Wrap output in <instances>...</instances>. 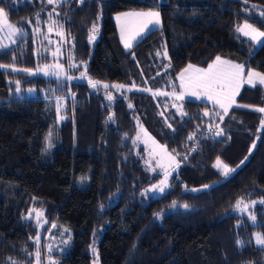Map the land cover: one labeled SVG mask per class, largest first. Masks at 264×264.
<instances>
[{
  "label": "trees",
  "instance_id": "trees-1",
  "mask_svg": "<svg viewBox=\"0 0 264 264\" xmlns=\"http://www.w3.org/2000/svg\"><path fill=\"white\" fill-rule=\"evenodd\" d=\"M0 8L26 31L0 47V264H36L37 235L39 264H264L256 243L264 86H244L222 121L211 103L187 100L170 122L150 93L110 86L157 89L218 56L264 74V44L237 31L244 22L264 31V0H0ZM128 10H158L162 20L131 50L115 21ZM50 37L61 40L64 76L40 71L53 60ZM139 123L183 163L159 197L145 193L162 175L137 145ZM217 159L233 171L225 176ZM240 198L259 202L255 223L234 212ZM33 209L43 213L39 224L35 212L28 218ZM63 233V247L49 253Z\"/></svg>",
  "mask_w": 264,
  "mask_h": 264
},
{
  "label": "snow or ice",
  "instance_id": "snow-or-ice-1",
  "mask_svg": "<svg viewBox=\"0 0 264 264\" xmlns=\"http://www.w3.org/2000/svg\"><path fill=\"white\" fill-rule=\"evenodd\" d=\"M48 4H56L59 5L61 0H47ZM82 2V0H81ZM55 11V9H53ZM264 14V13H262ZM59 15V13H57ZM49 18L51 19V13H49ZM117 22L120 24V32H121V39L124 42V46L126 48L132 47V41L135 40L137 37H141L146 30L149 29V26H158L160 25V13L158 11H147V12H136V11H129L125 12L121 15L116 17ZM39 21L37 20V23ZM54 24L55 21H52ZM7 31L8 38L12 39V42L15 43L14 37L17 34L23 35L22 29L11 24L7 19V14L4 12L2 8H0V31ZM38 31V29H37ZM49 32L53 31L51 24L48 28ZM96 28L93 25L92 32L93 35L89 37L90 40L95 39ZM237 31L242 32L243 35L249 37L250 40L256 41L257 43L264 40V31H260L252 27L251 24L245 22L242 26H238ZM57 35L63 36L62 32H57ZM0 47H7V45H0ZM59 51V49H57ZM55 55V53H53ZM159 55V53H158ZM164 55L166 56L167 53L165 52ZM0 67H5L4 65H0ZM58 68L62 69V66H57ZM47 75L48 73L45 72ZM53 75L59 76L61 72L57 71L52 73ZM83 75V74H82ZM243 65L233 64L230 61L222 60L219 56L215 58L214 63L208 65L207 68H197L193 65L189 64L183 72L179 75V88L181 91L177 93L175 91V85H173V92L171 95L177 100H183L185 95L195 96L197 98L205 97L208 100L212 101L213 104L218 105L221 109H223V113L226 115L228 112L229 107L232 103H234V97L238 93L241 83L243 82ZM256 77L259 79V83L264 85V74L259 72H250L248 74V83H252L253 78ZM71 77H68L70 79ZM19 82L17 81V84ZM88 83L93 87L96 88L97 85L100 83L98 81H92L91 79L88 80ZM109 85L104 84L103 88L107 89ZM112 87L116 89H120L125 87L124 85H112ZM17 91H19V87H17ZM153 95H169L168 93L164 92H155ZM109 100H112L113 97L108 95L107 97ZM63 102V98L59 97L57 100V113L60 111L59 104ZM175 107V105H173ZM260 112H264V108L257 109ZM179 111V109H178ZM184 115V113H181ZM205 116L208 115L207 112L204 113ZM63 117H61L62 119ZM113 117L109 116V120H112ZM221 121L223 120V116H220ZM171 127V125H169ZM144 132V135L148 138V140H152L150 136H148L147 131L141 129ZM222 131V130H221ZM216 135H220V131L216 133ZM51 133H49V137ZM137 139H140V134H137ZM188 139H193L192 136H189ZM152 144L155 145L156 149L160 150L161 158L163 159L164 155H167L166 150L163 149L162 146L156 144L154 140H152ZM51 141L49 140V147H51ZM252 147L254 148L255 145L253 144ZM171 158V157H170ZM222 162L217 159V165H220ZM164 167L163 164L160 165ZM224 175L227 176L232 169H229L226 165L224 166ZM168 173L165 172L164 179L160 180L159 184L153 185V187L146 191L151 192H159L164 193L165 189L168 187L167 185ZM192 191H198L197 189H192ZM255 202L253 201V204ZM264 203V201H261ZM243 205V207H242ZM103 207V206H101ZM172 208L176 207V202L173 201ZM183 208H189L188 204H184ZM249 205L244 203V199L240 198L236 201L235 209L243 213L248 209ZM32 212H35V219L37 223H40L41 217L43 213L40 211H36L33 209L29 212L28 218L32 217ZM157 218L162 216V213L155 214ZM250 219L255 222V216L251 215ZM47 223V221H44ZM55 227V225H51ZM65 231H67L65 229ZM40 236L37 235L34 238V246L36 247V251L34 253L36 264H39V257H40ZM256 243L259 245L264 246V235L257 234L256 236ZM49 253L52 251L51 245L47 246ZM93 253H96L95 248H93ZM12 264H15L13 261ZM50 264H54V262H50Z\"/></svg>",
  "mask_w": 264,
  "mask_h": 264
},
{
  "label": "rangeland",
  "instance_id": "rangeland-1",
  "mask_svg": "<svg viewBox=\"0 0 264 264\" xmlns=\"http://www.w3.org/2000/svg\"><path fill=\"white\" fill-rule=\"evenodd\" d=\"M129 11L147 12V11H158V10H128V11H124V12H121V13L117 14L115 16V21H116V24H117V27H118V30H119L120 37H121L120 24L117 22L116 17L118 15H121V14H123L125 12H129ZM7 19H8V21L11 24L19 27L18 25L12 23L9 20L8 15H7ZM160 21H161L160 25H158V26L150 25L149 29L146 30L145 33L141 37H137L135 40H133L131 48H126L124 46V42L121 39L124 48L126 50H131L137 43L142 41L151 31H154L156 29L161 28L162 27L161 15H160ZM244 23H242L240 26H242ZM247 23L251 24L253 28L258 29L260 31H263L261 28L256 26L254 23H252V22H247ZM20 28L22 29L23 35L17 34L14 37L15 43L12 42V39L8 38V34H7L6 30L5 31H0V45H7V47H4V48H9V47L14 46L19 41L20 38H22V37H24L26 35V31L22 27H20ZM245 37H247V36H245ZM247 38L249 39V37H247ZM49 40H50V44L52 46V49H50L49 54H50L51 58H53V60H52V62L49 65L45 66L40 71L44 75H46L45 72H47L48 74L46 76H48V77L64 76L66 70L63 67V64L61 63V59H62V56H63V51H62L63 50V46L61 44V40H60V38H56V37H50ZM251 41L255 44V46H257V48L261 47L264 44V40H261V42H259V43H257L256 41H253V40H251ZM64 43H65V48H66V53H67V49H68L67 38H65V42ZM57 49H59V51H57ZM53 53H55V55H53ZM221 59L222 60H227V59H224V58H221ZM227 61H230L233 64H237V63H235V62H233L231 60H227ZM58 65L62 66V69L58 68L57 67ZM238 65H240V64H238ZM194 67H197V66H194ZM197 68H202V67H197ZM57 71L61 72V74L59 76H56V75L52 74V73L57 72ZM250 72H259V71L253 70V69H248L245 66H243V77H242L243 82L240 85L238 93L234 97V103L231 104V106L229 107L228 112H227L226 115H228V113L236 105L238 96H239L240 92L242 91V89L244 88V86L261 85L259 83V79L256 78V77L253 78L252 83H248V74ZM259 73H261V72H259ZM261 74H263V73H261ZM67 76L70 77L69 69H67ZM179 84H180V80L178 79L177 81H170L169 83H167V84H165V85H163V86H161V87H159L157 89H152L150 87H141L139 85H134V84H118V83H114V84H111L110 86H112V85H124L125 87L120 88L118 90L119 91L120 90L140 91V92L143 91V92L150 93L154 97V99L157 101L158 107H159V112L162 115V117H164V119L167 120V122H170V120H171V118L173 117L174 114H178L180 116H184L186 114L185 111H184V108H185V102L187 100H197V101H201V102L211 103L212 105H214L215 107H217L219 109L220 116L222 115L223 118H225L226 115L223 113V109H221L218 105L213 104L212 101L208 100L205 97L197 98L195 96L185 95L183 100L175 99L171 95V93L173 92V85L176 86L175 87V91L177 93H179L181 91V89L179 88ZM155 92H164V93H168L169 95H155L154 96L153 93H155ZM173 105H175V107ZM178 109H179V111H178ZM181 113H184V115H181ZM216 127H219L222 130L220 125L215 126V128ZM141 129L146 130L148 136H150L152 138V140H154L156 142V144L162 146L163 149L166 150L167 155H164L163 159L161 158L160 150L155 148V145L152 144V140H148V138L144 135V132L141 131ZM221 130H220V134L223 131V130L222 131ZM138 133L140 134V139L136 138L137 145L138 146H142V147H144L146 149L147 155H148V158H149V162H150L152 168L154 170L158 171L159 174L162 175V178L160 180L164 179L165 172L168 173V179H167L168 187L165 189V191H164V193H165L168 190V188H169V184H170V180H171L172 176H174V174H176L178 172V170L180 169V167L183 165V163L181 162V160L179 158L180 156H178L177 154H174L171 151H169L157 139L154 138V136L146 129L145 126H143L140 123L138 125ZM161 164H163L164 167H161L160 166ZM224 166L225 165L223 163H221L220 165H217V167L219 169H221L222 171L225 170ZM160 180L158 182H156L155 184H159ZM155 184H153V185H155ZM153 185H151L146 190L151 189L153 187ZM208 188L209 187L197 188L198 191H194V192H199L201 190H205V189H208ZM145 193L147 195H150V196H153V197H159V196L164 194V193L151 192V191H145ZM254 202L255 203L253 204V201L244 200V203L249 205L248 209L246 211H244L243 213H241L240 211H238L236 209L234 210V212L237 213V214H240V215L247 216L250 219L251 215L255 216V214L253 213V210H254L255 206L259 203L258 201H254ZM242 207H243V205H242ZM255 218H256V216H255ZM255 222H256V219H255ZM65 238H66V234H64V233L58 238L54 237V243L51 244V247H54V248L58 247V248L61 249L63 247V243L66 242V241H64Z\"/></svg>",
  "mask_w": 264,
  "mask_h": 264
},
{
  "label": "built area",
  "instance_id": "built-area-1",
  "mask_svg": "<svg viewBox=\"0 0 264 264\" xmlns=\"http://www.w3.org/2000/svg\"><path fill=\"white\" fill-rule=\"evenodd\" d=\"M221 129L219 128V127H217V128H214L213 130H212V133H217L218 131H220Z\"/></svg>",
  "mask_w": 264,
  "mask_h": 264
}]
</instances>
